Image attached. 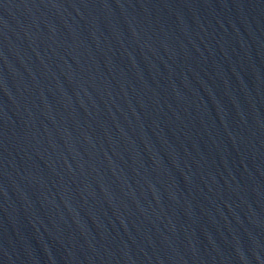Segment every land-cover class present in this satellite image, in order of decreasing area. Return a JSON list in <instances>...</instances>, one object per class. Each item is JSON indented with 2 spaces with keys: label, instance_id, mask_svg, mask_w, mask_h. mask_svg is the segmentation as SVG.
<instances>
[{
  "label": "water",
  "instance_id": "95a60500",
  "mask_svg": "<svg viewBox=\"0 0 264 264\" xmlns=\"http://www.w3.org/2000/svg\"><path fill=\"white\" fill-rule=\"evenodd\" d=\"M65 264H264V0H18Z\"/></svg>",
  "mask_w": 264,
  "mask_h": 264
}]
</instances>
